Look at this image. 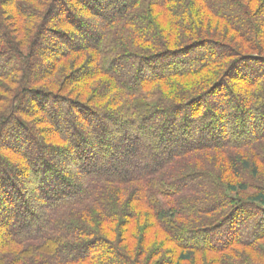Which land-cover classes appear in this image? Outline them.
I'll return each mask as SVG.
<instances>
[{"label":"trees","instance_id":"16d2710c","mask_svg":"<svg viewBox=\"0 0 264 264\" xmlns=\"http://www.w3.org/2000/svg\"><path fill=\"white\" fill-rule=\"evenodd\" d=\"M263 176L264 0H0V264H258Z\"/></svg>","mask_w":264,"mask_h":264},{"label":"rangeland","instance_id":"374dc122","mask_svg":"<svg viewBox=\"0 0 264 264\" xmlns=\"http://www.w3.org/2000/svg\"><path fill=\"white\" fill-rule=\"evenodd\" d=\"M250 68H252V67H250ZM250 71H251V69H250ZM249 124L252 125V121H250ZM234 126L229 127L230 129L228 131H226L225 134L226 135L227 134H233V129H235ZM240 126H241L240 129H243L245 127H249V125H240ZM232 141H234V139ZM261 180H264V176L261 178ZM253 184H255V182ZM245 212L243 210L234 212L232 214V216L229 217V219H228L229 221L227 222V224H225L224 228L221 230V234H223V232L224 233L228 232L227 234H231V239H232L234 237H237V238L240 237L242 232H245V234L243 235V238H249L252 234H254L255 232H258L259 228L257 226H252V225L248 224L249 220H246V218L250 217V215H252L253 213H251V212L245 213ZM253 222H256V218L253 219ZM211 236H213L214 238L215 237L220 238V234H218L217 232L212 233ZM221 237H222V235H221ZM256 262L258 264H264V259L257 257Z\"/></svg>","mask_w":264,"mask_h":264}]
</instances>
